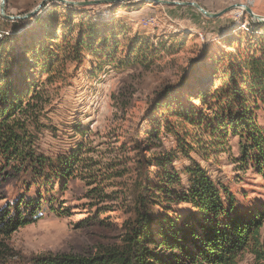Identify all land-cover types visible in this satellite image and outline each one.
Masks as SVG:
<instances>
[{
  "label": "rangeland",
  "instance_id": "1",
  "mask_svg": "<svg viewBox=\"0 0 264 264\" xmlns=\"http://www.w3.org/2000/svg\"><path fill=\"white\" fill-rule=\"evenodd\" d=\"M169 1H194L213 13L244 3L264 16V0ZM36 8L29 17L16 19L4 17L0 11V63L9 72L26 74L30 82L44 78L34 49L44 40L49 41L59 22L60 36L67 25L78 27L79 16L93 20L94 29L101 36L109 33V44L119 40L120 49L112 56L115 61L86 51L82 61L60 63L56 81L47 83L44 96L28 109L37 119V125L28 130L37 147L48 155L56 156L80 141L82 136L75 130L78 125L88 134L83 137L86 145L74 175L53 182L50 192L43 188V216L0 237V248H9L6 258L10 264H25L26 259L43 254L92 255L102 245L120 243L133 217L132 185L137 157L134 139L146 138V132L156 122L165 121L164 117L159 118L161 107L145 116L155 93L172 85L175 89L164 100L166 103L176 97L185 102L188 95L196 101L198 91L213 81L221 82L219 76L213 77L210 67L230 49V44L237 47L241 36L248 38L254 29L250 26L251 17L242 9L210 18L193 6L154 0H118L87 6H69L54 0H6L5 12L24 16ZM68 14L74 20L70 18L67 23ZM169 119L180 134L175 136L162 129L159 137L153 139L152 146L157 147L151 146L153 150L147 155H168L171 164L167 167H173L183 182L182 170L197 162L224 184L241 206L253 208L264 203V178L240 164L237 137H230L224 145H214L211 136L200 127L177 115ZM181 140L187 142L189 149L192 146L188 154L179 149ZM32 183L31 177L14 165L2 162L0 208L23 197L37 198L40 191ZM178 207L184 211L188 206ZM261 238L264 240V223ZM254 262V254L246 249L238 254L236 264Z\"/></svg>",
  "mask_w": 264,
  "mask_h": 264
},
{
  "label": "trees",
  "instance_id": "2",
  "mask_svg": "<svg viewBox=\"0 0 264 264\" xmlns=\"http://www.w3.org/2000/svg\"><path fill=\"white\" fill-rule=\"evenodd\" d=\"M70 18L74 20L68 14L67 23ZM76 18L78 27L69 24L60 36L57 31L62 23L59 22L49 41L44 40L34 49L44 78L30 82L26 74L9 72L0 63V166L2 162L14 165L16 170L31 177L32 184L40 191L37 198L23 197L0 208V237L40 219L43 188L50 192L53 182L74 175L73 170L82 160L87 129L78 125L75 130L82 139L56 156L40 150L28 130L37 125V119L28 109L44 96L46 84L56 81L60 63L82 61L86 51L100 55L101 59L107 56L109 61H115L112 56L119 53V40L109 44V33L101 36L95 31L93 20ZM249 21L254 29L248 38L241 36L237 47L230 44V49L210 67L213 77L219 76L221 82L213 81L198 91L196 101L188 95L185 102L176 97L166 103L164 100L175 89L172 85L155 93L145 116L161 107L159 118L164 117L165 121L156 122L146 132V138L134 139L137 157L132 185L133 217L121 242L102 245L92 255L32 256L25 264H236L238 254L246 249L254 254V264H264L261 238L264 203L253 208L241 206L238 198L197 162L182 170L183 182L173 167H167L171 164L168 155H147L162 129L175 136L180 134L169 119L177 115L184 122L200 127L211 136L214 145H224L230 137H237L240 164L264 178V24ZM130 49L134 50L132 46ZM180 142L179 149L188 154L192 146L189 149L187 142ZM182 204L188 206L184 211L178 207ZM8 253L7 246L0 248V264H10Z\"/></svg>",
  "mask_w": 264,
  "mask_h": 264
},
{
  "label": "water",
  "instance_id": "3",
  "mask_svg": "<svg viewBox=\"0 0 264 264\" xmlns=\"http://www.w3.org/2000/svg\"><path fill=\"white\" fill-rule=\"evenodd\" d=\"M54 1L66 4V5H69V6H87V5H93V4H99V3H111V2H114V1H118V0H91V1L54 0ZM154 1L162 3V4H167V5L193 6V7L197 8L203 15H205L207 17H210V18L220 17L223 14H225V13H227V12L233 10V9L238 8V9H242L246 13H248L249 16L251 17V19L255 23L264 24V16L255 13L253 11V9L249 5L244 4V3H236L234 5H231L230 7H227L225 9H223L222 11H220L218 13H213V12L207 11L205 8H203L201 5H199L198 3L194 2V1H192V2L169 1V0H154ZM41 5H39V7H41ZM38 8H36L30 14H25L24 16H11V15H7L6 12H5V10H6V0H1V2H0L1 14L4 17L10 18V19H16V18H21V17L22 18L29 17L30 15L34 14L37 11Z\"/></svg>",
  "mask_w": 264,
  "mask_h": 264
}]
</instances>
